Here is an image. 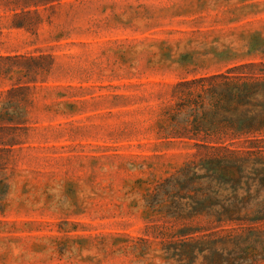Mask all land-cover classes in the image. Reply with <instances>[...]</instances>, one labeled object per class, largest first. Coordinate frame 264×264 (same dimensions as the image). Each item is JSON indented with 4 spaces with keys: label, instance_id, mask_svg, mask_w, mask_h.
<instances>
[{
    "label": "rangeland",
    "instance_id": "rangeland-1",
    "mask_svg": "<svg viewBox=\"0 0 264 264\" xmlns=\"http://www.w3.org/2000/svg\"><path fill=\"white\" fill-rule=\"evenodd\" d=\"M263 52L264 0H0V264H220L175 236L194 194L177 182L260 218L264 144L221 163L235 192L192 179L173 87ZM248 225L227 253L264 264V220Z\"/></svg>",
    "mask_w": 264,
    "mask_h": 264
},
{
    "label": "trees",
    "instance_id": "trees-1",
    "mask_svg": "<svg viewBox=\"0 0 264 264\" xmlns=\"http://www.w3.org/2000/svg\"><path fill=\"white\" fill-rule=\"evenodd\" d=\"M16 17L21 22L15 27L25 28L27 14ZM173 88L176 102L169 135L192 141L196 150L192 156H200L205 165V173L193 172L192 179L230 185L235 192L236 177L228 176L221 163L235 159L240 153L252 154L256 144H264V139H251L264 133V62L233 66L223 72L177 82ZM189 180L177 182L181 190L185 186L194 192L188 197L187 209L177 218L183 227L175 236L192 241L184 245L185 251L190 255L219 254L223 257L220 264H246L243 258L228 255L227 247L240 239V232L252 231V226L245 224L263 221L264 214L255 220L250 218L248 209L242 210L235 195L221 201L204 194L199 198ZM173 184L174 180L163 181L157 190L169 192ZM200 217L207 218L204 224L186 223ZM217 245L221 247L218 249Z\"/></svg>",
    "mask_w": 264,
    "mask_h": 264
}]
</instances>
